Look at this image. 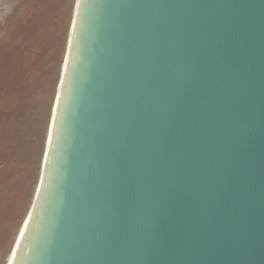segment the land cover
Listing matches in <instances>:
<instances>
[{"label": "water", "instance_id": "obj_1", "mask_svg": "<svg viewBox=\"0 0 264 264\" xmlns=\"http://www.w3.org/2000/svg\"><path fill=\"white\" fill-rule=\"evenodd\" d=\"M9 264H264V0H79Z\"/></svg>", "mask_w": 264, "mask_h": 264}, {"label": "rangeland", "instance_id": "obj_2", "mask_svg": "<svg viewBox=\"0 0 264 264\" xmlns=\"http://www.w3.org/2000/svg\"><path fill=\"white\" fill-rule=\"evenodd\" d=\"M77 0H0V264L15 244L58 95Z\"/></svg>", "mask_w": 264, "mask_h": 264}, {"label": "bare ground", "instance_id": "obj_3", "mask_svg": "<svg viewBox=\"0 0 264 264\" xmlns=\"http://www.w3.org/2000/svg\"><path fill=\"white\" fill-rule=\"evenodd\" d=\"M78 2H79V0L76 1L77 4H76V8H75V14H76V10H77V6H78ZM68 50H69V47H68ZM67 55H68V52H67ZM66 62H67V57H66V61H65L64 65H63V74H62V77H63V75H64V71H65V67H66ZM61 80H62V79H61ZM60 85H61V82H60ZM60 85H59V88H60ZM58 92H59V90H58ZM12 250H13V249H12ZM11 254H12V252L10 253L9 260L7 261V264H9Z\"/></svg>", "mask_w": 264, "mask_h": 264}]
</instances>
